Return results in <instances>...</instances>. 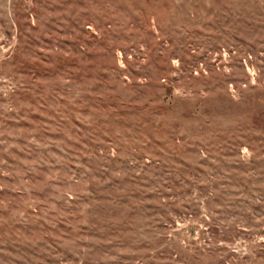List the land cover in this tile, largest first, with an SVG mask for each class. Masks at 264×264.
I'll return each mask as SVG.
<instances>
[{"label": "rangeland", "instance_id": "374dc122", "mask_svg": "<svg viewBox=\"0 0 264 264\" xmlns=\"http://www.w3.org/2000/svg\"><path fill=\"white\" fill-rule=\"evenodd\" d=\"M0 264H264V0H0Z\"/></svg>", "mask_w": 264, "mask_h": 264}]
</instances>
